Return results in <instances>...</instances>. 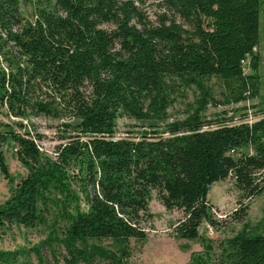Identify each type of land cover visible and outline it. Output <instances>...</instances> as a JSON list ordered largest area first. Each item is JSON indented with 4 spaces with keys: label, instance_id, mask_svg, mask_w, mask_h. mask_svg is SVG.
Segmentation results:
<instances>
[{
    "label": "trees",
    "instance_id": "16d2710c",
    "mask_svg": "<svg viewBox=\"0 0 264 264\" xmlns=\"http://www.w3.org/2000/svg\"><path fill=\"white\" fill-rule=\"evenodd\" d=\"M148 1L0 0V105L15 118L0 124V172L9 178V145L28 171L0 205V232L52 214L45 242L63 245L64 264H129L130 241L147 238L140 223L152 190L165 209L182 212L174 236L208 248L199 227L215 224L209 187L232 177L244 197L264 190V117L244 113L232 123L226 110L202 115L209 104L257 97L264 0H152L160 10L154 21ZM211 78L222 84V103ZM175 86H194L199 98L185 118L168 120ZM40 115L66 118L62 126L73 130L55 157L40 151L38 133L14 129ZM122 116L141 122L137 139L115 138ZM226 244L213 264H264V233L240 231ZM9 260L15 252H0ZM190 264L208 262L192 254Z\"/></svg>",
    "mask_w": 264,
    "mask_h": 264
},
{
    "label": "rangeland",
    "instance_id": "374dc122",
    "mask_svg": "<svg viewBox=\"0 0 264 264\" xmlns=\"http://www.w3.org/2000/svg\"><path fill=\"white\" fill-rule=\"evenodd\" d=\"M148 19L154 21L159 8L152 0L144 6ZM21 12L28 20H33V9L31 4L23 3ZM255 52L260 55L261 60L257 72L259 93L256 98L238 104L218 105L209 104L202 112L206 119H215L216 114L227 111L226 118L233 117L232 123H239L244 113L251 114L248 120L260 119L264 117V6L259 17V44ZM6 65L4 62L2 63ZM244 73H252L247 66L243 65ZM207 85L213 97L223 102V87L220 81L211 78ZM173 102L168 107V120L183 119L188 112L196 105L199 92L196 87L189 86L184 90L172 92ZM245 107V108H244ZM247 107V108H246ZM15 119L7 114L6 108L0 105V124L9 123ZM24 127L14 125V129L23 132L30 129L32 136L38 133L36 139L40 151L43 154L55 157L57 147L66 143L73 130L62 126L67 121L66 118H51L48 116H30L21 120ZM71 121V120H69ZM142 128L141 122L122 116L116 121L115 138L139 137ZM243 153H252L251 149H242ZM6 163L8 166L9 178L6 179L0 172V205L11 195L16 184L27 175V168L17 159L15 149L12 145L4 148ZM75 187H77L75 185ZM243 193L237 189L232 177H227L221 181L213 183L208 190L207 200L213 205L211 214L215 224L210 225L204 222L199 227V233L208 239L205 247L200 241L179 239L174 236V226L182 218V212L177 209L167 210L157 197L155 190L151 191L148 203V211L142 214L140 225L147 234L143 243L130 241L131 254L128 258L129 264H190L191 255L199 254L207 260L208 264L217 262L221 253L227 246V240L243 231L246 234L254 235L264 233V190L257 196L244 197ZM238 210L240 218L233 217ZM239 210L242 212L240 213ZM151 214V216H148ZM46 215V223L34 227H24L18 225H8L0 232V252H15L14 263L11 264H64L68 254L59 241L45 242L50 233V225L54 221L52 214ZM58 227H62L63 222L56 220ZM60 231L58 233V237ZM102 245L109 246L110 241H101ZM110 247V246H109ZM38 248L40 258L36 253ZM0 264H5L0 261ZM10 264V260H9ZM82 264V263H80ZM98 264H106L98 262Z\"/></svg>",
    "mask_w": 264,
    "mask_h": 264
}]
</instances>
